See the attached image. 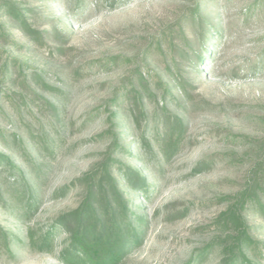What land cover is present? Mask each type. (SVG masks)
I'll list each match as a JSON object with an SVG mask.
<instances>
[{
	"label": "rangeland",
	"instance_id": "rangeland-1",
	"mask_svg": "<svg viewBox=\"0 0 264 264\" xmlns=\"http://www.w3.org/2000/svg\"><path fill=\"white\" fill-rule=\"evenodd\" d=\"M0 155V264H63L29 233L109 160L148 186L120 264H264V0H0Z\"/></svg>",
	"mask_w": 264,
	"mask_h": 264
},
{
	"label": "trees",
	"instance_id": "trees-1",
	"mask_svg": "<svg viewBox=\"0 0 264 264\" xmlns=\"http://www.w3.org/2000/svg\"><path fill=\"white\" fill-rule=\"evenodd\" d=\"M192 64L195 62L192 61ZM134 100L138 102L136 98ZM182 130L183 125L179 119L162 118L160 134L155 141L163 155L171 154L177 147ZM139 147L148 151L150 144L142 137L137 148ZM5 160L7 159L0 155V164ZM6 162L10 165L9 161ZM114 163L109 160L92 172L85 196L77 208L61 215L36 240L29 233L32 244L37 249L51 252L55 230H58L65 236L57 256L61 263L120 264L126 254L141 243L146 220L134 214L136 210H131V204L124 195L127 192L121 187L123 185L124 189L132 193H147L144 173L138 168L117 165L114 171L119 173V178H114ZM22 180L25 185V179ZM36 202L37 199H34L28 204V212L34 209ZM0 243L5 249L10 246L7 234L1 228Z\"/></svg>",
	"mask_w": 264,
	"mask_h": 264
}]
</instances>
